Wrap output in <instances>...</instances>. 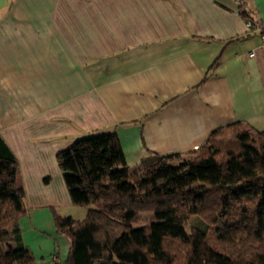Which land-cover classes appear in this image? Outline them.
<instances>
[{
  "label": "crops",
  "instance_id": "0c3cea01",
  "mask_svg": "<svg viewBox=\"0 0 264 264\" xmlns=\"http://www.w3.org/2000/svg\"><path fill=\"white\" fill-rule=\"evenodd\" d=\"M242 5L264 22V0H0V138L35 264L66 263L55 215L88 213L57 162L80 139L117 133L136 168L154 154L184 162L238 122L264 130V52Z\"/></svg>",
  "mask_w": 264,
  "mask_h": 264
},
{
  "label": "trees",
  "instance_id": "16d2710c",
  "mask_svg": "<svg viewBox=\"0 0 264 264\" xmlns=\"http://www.w3.org/2000/svg\"><path fill=\"white\" fill-rule=\"evenodd\" d=\"M240 13L256 18L245 5ZM180 156L154 154L130 168L115 132L60 152L73 202L89 206L83 220L55 215L70 242L65 264H264V130L238 122L173 165ZM26 214L18 161L0 138V264H35L20 236ZM146 215L157 222L139 226Z\"/></svg>",
  "mask_w": 264,
  "mask_h": 264
},
{
  "label": "rangeland",
  "instance_id": "374dc122",
  "mask_svg": "<svg viewBox=\"0 0 264 264\" xmlns=\"http://www.w3.org/2000/svg\"><path fill=\"white\" fill-rule=\"evenodd\" d=\"M182 161H183V159L181 160L180 158H177V159H174L171 163L173 165H179V164H181ZM184 161H185V159H184ZM211 185H212V183L209 180L208 181H200V182L196 183L197 187H200V186L210 187ZM151 222H157V217L156 216H147L146 215V216L143 217V222L140 223L139 226H144V225L149 224ZM213 227L215 229L219 230V229L225 228L226 226H225V222L216 220L213 223Z\"/></svg>",
  "mask_w": 264,
  "mask_h": 264
},
{
  "label": "built area",
  "instance_id": "2783aa9c",
  "mask_svg": "<svg viewBox=\"0 0 264 264\" xmlns=\"http://www.w3.org/2000/svg\"><path fill=\"white\" fill-rule=\"evenodd\" d=\"M247 27L250 32H257L261 36L260 49L264 52V22L260 19L255 18L254 20L246 21ZM250 57L254 56V52L249 53ZM53 261L58 263L59 260L54 256Z\"/></svg>",
  "mask_w": 264,
  "mask_h": 264
}]
</instances>
